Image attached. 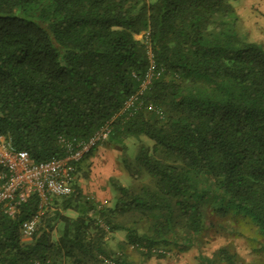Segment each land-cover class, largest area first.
<instances>
[{
    "label": "trees",
    "instance_id": "trees-1",
    "mask_svg": "<svg viewBox=\"0 0 264 264\" xmlns=\"http://www.w3.org/2000/svg\"><path fill=\"white\" fill-rule=\"evenodd\" d=\"M236 1L0 0V136L42 162L64 156L60 138L87 140L111 122L103 144L121 148L134 180L150 178L139 189L111 179L114 206L94 204L77 177L88 178L99 145L78 164L73 194L52 200L56 239L47 217L22 239L36 196L14 216L0 210V264H131L106 245L117 232L150 259L199 235L212 202L264 236V46L239 32ZM143 33L160 74L129 115L150 66ZM129 138L140 141L132 158Z\"/></svg>",
    "mask_w": 264,
    "mask_h": 264
},
{
    "label": "rangeland",
    "instance_id": "rangeland-1",
    "mask_svg": "<svg viewBox=\"0 0 264 264\" xmlns=\"http://www.w3.org/2000/svg\"><path fill=\"white\" fill-rule=\"evenodd\" d=\"M148 1L154 3L156 0ZM254 13L252 14L254 15ZM259 16L263 18L258 23L259 30H247L243 22L239 20V32L246 35L248 40L252 42L256 40L257 43L264 46V12H260ZM148 35V33H143L136 37L144 44L147 55L151 49ZM144 109L148 112L158 113L153 104H149ZM141 141L150 148L153 145L145 138H142ZM124 144L128 155L131 158L134 157L140 141L129 138L124 141ZM122 157L123 152L119 146L102 144L89 166H85L87 170L84 172L88 171V178L83 177V172L77 177V183L82 192L94 204L106 208L114 206L116 193L110 184L111 179L117 180L125 187L134 189H139L150 183V178L146 175L139 180H134L124 169ZM216 207H218V203L214 202L207 206L205 226L199 235L186 239L185 243L184 238L183 240L177 239L168 246L153 250L154 255L150 259L143 255L147 253L146 249L124 246L125 234L123 232L109 234L105 239L106 245L108 249L118 255L124 252L131 264H264V236L260 233V229L249 218L232 210L224 216L219 215L215 212ZM54 213L55 209L52 203L43 217L52 219V224L55 227L53 237L56 239L62 225L57 220H53ZM61 214L76 217L72 211H61ZM32 238L33 236L22 235L23 241L27 243L31 242ZM221 250H225L232 260H222ZM158 255H163L164 258H157ZM106 264L110 263L106 261Z\"/></svg>",
    "mask_w": 264,
    "mask_h": 264
},
{
    "label": "built area",
    "instance_id": "built-area-1",
    "mask_svg": "<svg viewBox=\"0 0 264 264\" xmlns=\"http://www.w3.org/2000/svg\"><path fill=\"white\" fill-rule=\"evenodd\" d=\"M150 66L139 89L124 103L122 113L132 115L141 105L140 98L159 76L152 50L148 52ZM111 122L101 126L87 140L60 138L64 156L37 162L29 155L17 150L4 136H0V210L14 216L18 208L31 196L38 200V211L23 223L21 233L32 237L53 198L73 194L78 164L99 145L105 143L111 134Z\"/></svg>",
    "mask_w": 264,
    "mask_h": 264
},
{
    "label": "crops",
    "instance_id": "crops-1",
    "mask_svg": "<svg viewBox=\"0 0 264 264\" xmlns=\"http://www.w3.org/2000/svg\"><path fill=\"white\" fill-rule=\"evenodd\" d=\"M233 5L247 30L256 31L260 29L258 23L263 18H260L259 13L264 12V0H238ZM253 12H255L254 15ZM253 42L257 41L253 40Z\"/></svg>",
    "mask_w": 264,
    "mask_h": 264
}]
</instances>
